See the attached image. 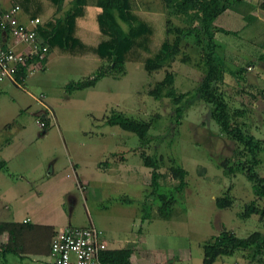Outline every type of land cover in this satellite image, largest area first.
<instances>
[{
  "label": "rangeland",
  "instance_id": "rangeland-1",
  "mask_svg": "<svg viewBox=\"0 0 264 264\" xmlns=\"http://www.w3.org/2000/svg\"><path fill=\"white\" fill-rule=\"evenodd\" d=\"M5 1L16 2L22 8L27 4L28 10H23L28 15L34 12L43 21L54 16L55 6L50 0ZM69 1H64L65 7L70 5ZM132 1L134 9L155 27L151 43L154 49L165 35L166 19L182 23L168 13L162 0ZM88 8L86 16L79 20L78 33L84 42L94 46L103 37L96 16L100 8L91 4ZM252 12H256L258 20L247 21L238 11L225 10L215 19V24L238 31L239 35L217 32L216 38L228 65L221 85L223 93L232 106L246 108L243 116L246 128L264 139V92L258 91L264 90V59L260 57L264 11L255 8ZM242 37L254 46L242 45ZM182 49L183 54L170 69L176 73L179 90H194L203 76L198 67L200 48L189 38L183 41ZM184 54L188 57L186 61L182 60ZM49 57L47 69L34 73L42 72L43 82L35 89L28 85L30 91L48 94L53 105L48 109L49 125L41 128L32 108L23 110L17 121L0 129V142L10 139L9 169L24 183L34 178L32 175L46 174L54 166L57 179L67 184L66 192L72 191L68 187L74 184L78 202H71L69 193L63 194L65 221L86 225L93 219L110 235L125 234L135 240L141 261L152 264H203V246L224 228L242 237L264 230L260 214L243 215L246 205L252 201L264 207V198L254 193L252 182L244 172L227 175L221 166L225 159L238 158L236 152L240 147L220 132L208 104L193 98L181 123H177L170 100L155 99L149 93L154 83L163 78L165 70L148 72L142 61L127 62L126 73L118 78L106 76L93 87L67 92L66 83L91 75L102 60L92 53L71 56L56 50ZM252 62L256 66L249 65ZM230 69L243 71L234 76ZM25 92L8 81H0V123L14 113L6 107L12 97L25 98L18 103H22L20 107H27L25 102L31 98ZM114 111L140 122H150L152 141L142 147L135 133L119 124H108V115ZM143 150L157 156L160 170L165 174L159 191L173 193L175 197L168 217L161 216L163 202L152 194L151 168L144 164ZM259 156L261 162L256 169L264 175V148ZM71 159L78 161L83 169L82 177L88 181L85 183L89 188L84 191L75 184ZM178 164L187 170L186 185L181 192L176 191L179 178L171 170ZM0 188L10 197L15 195L16 189L9 182L0 183ZM227 193L231 195L232 205L218 207L217 197ZM12 211L10 203L0 204V216L12 219ZM246 261L244 252L237 251L218 258L214 264H245Z\"/></svg>",
  "mask_w": 264,
  "mask_h": 264
},
{
  "label": "trees",
  "instance_id": "trees-1",
  "mask_svg": "<svg viewBox=\"0 0 264 264\" xmlns=\"http://www.w3.org/2000/svg\"><path fill=\"white\" fill-rule=\"evenodd\" d=\"M50 1L55 6L54 16L39 25V34L43 38V43L49 47V54L53 50L71 56H86L92 53L102 60L91 75L66 83L67 92L93 87L106 76L118 78L126 73L127 62L142 61L148 72L164 69L163 78L154 83L149 93L155 99L170 100L173 107L172 115L177 123H181L193 98L196 97L208 104L210 115L220 132L234 140L240 147L236 152L238 158H233L232 161L225 159L221 162L224 172L227 175H235L237 171L244 172L247 179L252 182L254 193L264 198V175L256 169L261 162L259 154L264 148V139L256 137L246 128L243 117L246 108L232 106L221 87L228 65L225 56L219 51L221 45L216 34L224 32L239 35V32L215 24V19L227 9L240 12L247 21L258 20L252 10L258 8L264 11V0H258L256 4L247 0H162L168 13L182 23L176 24L171 18L166 19L165 35L156 49L151 46L155 37V27L134 9L132 0H70L67 7L64 5L65 0ZM89 4L100 8L96 16L103 37L94 46L84 42L78 33L79 20L88 13ZM23 8L28 10V5ZM31 16L37 15L33 12ZM189 38L200 48L198 67L202 70L203 76L194 90L181 91L176 86V73L170 68L179 55L183 54L182 43ZM262 44L264 45V41ZM260 57L264 59V52ZM187 59V54H184L182 60ZM31 61L32 59L29 60ZM241 70L243 71V69L239 71ZM230 71L234 76H238V70ZM27 75L26 66H22L17 75L18 81L24 83ZM243 75L244 72H241V76ZM258 91L264 92L263 89ZM253 96L256 97L254 94ZM38 120H44L47 127L50 123L48 111L40 115ZM106 121L112 125L119 124L121 128L135 133L142 147L153 139L149 132L150 122H140L115 111L108 115ZM141 157L144 164L151 168L152 194L157 195L163 202L160 214L168 217L172 214L171 202L175 197L172 196L173 193L169 195L159 191L162 186L161 179L165 174L160 170L157 156L143 150ZM4 168H7V162L0 158V170ZM171 170L173 175L179 178L176 191L181 192L186 185L187 170L179 164L172 166ZM232 202L229 193L216 199V204L220 208L230 206ZM253 213L260 214L264 219V207H259L255 201L246 205L243 215L248 217ZM27 224L0 221V236L5 232L9 235L8 243L0 244V255L12 250L20 230ZM203 250V264H214L218 258L234 255L237 251L244 252L247 260L245 264H264V230H256L242 237L224 228L203 246ZM132 252V247L108 248L102 252L101 257L103 262L107 263L133 264Z\"/></svg>",
  "mask_w": 264,
  "mask_h": 264
},
{
  "label": "crops",
  "instance_id": "crops-1",
  "mask_svg": "<svg viewBox=\"0 0 264 264\" xmlns=\"http://www.w3.org/2000/svg\"><path fill=\"white\" fill-rule=\"evenodd\" d=\"M4 5L9 6L13 3L3 1ZM96 8V7H95ZM23 9V8H22ZM256 12H253V14ZM26 11H22L20 17L23 20H26L28 15ZM262 22V21H261ZM264 23V22H263ZM249 39L240 38V42L247 43L250 47L254 46L252 41ZM261 46V54L264 52V45ZM50 55V54H49ZM51 57L48 56L46 63L44 64L42 70H46L48 64L51 62ZM251 66H256L255 62L249 64ZM36 72V71H35ZM30 73L24 79V83L16 84L10 80L8 81L14 85L20 87L23 91H26L27 95L31 98L30 101H26V108L20 107L23 106L21 96L19 99L12 97V101L8 100L6 103L7 108L14 110V113L11 117H7L4 121L0 123V129L4 126L12 125L19 116L23 113V110L32 108V113L36 115L37 120L40 115L46 114L49 111V107L53 106L52 102L48 99V94L46 92H34L30 91L28 85L31 89H35L41 82H43L44 77L42 72L34 75ZM247 73V71H246ZM34 75V76H33ZM28 90V91H27ZM41 95H44V98H40ZM8 98L7 94L4 95ZM23 97V96H22ZM51 98V97H50ZM9 99V98H8ZM17 104V106H15ZM50 104V105H49ZM17 107V110L15 109ZM14 108V109H13ZM27 110V111H28ZM1 114V113H0ZM45 133V130L43 131ZM10 139H6L4 142H0V158L4 159L7 162V168L0 170V183L9 182V186L14 187L15 195L10 197L5 191L0 188V204L1 203H10L13 206L12 219L0 216V221H14L20 223H28L24 228L20 230L18 238L12 245V250H10L5 255L1 253L0 255V264H55L50 252H51V239L53 234L57 230L66 228L67 226H88L95 225L93 219H90L89 224L86 225H72L69 221H65V210H64V197L67 190V184L65 182H60L57 179L54 166L50 171L46 172L43 175H32L27 182H23L22 179H18L19 176H16V173L10 171V158L7 152L9 151ZM8 143V146H7ZM71 166L75 172V184L76 186L84 191L89 186L85 183L88 182L83 179V169L80 168L78 161L71 159ZM39 173L38 171L36 172ZM34 182V184H32ZM72 191H67L66 193L70 194V201L73 203L78 202V196L74 189V184H71V187H68ZM86 198H88L85 195ZM98 227V226H97ZM100 228V227H99ZM102 229V228H101ZM104 230V229H102ZM105 238L107 241L108 248H122V247H132L133 252L131 255V261L133 264H152L153 262L141 261L142 256L138 250H135V240L130 237L125 236V234H116L110 235L105 231ZM9 235L7 232L1 234L0 244L8 243ZM138 252V254H137ZM139 256V257H138Z\"/></svg>",
  "mask_w": 264,
  "mask_h": 264
},
{
  "label": "built area",
  "instance_id": "built-area-1",
  "mask_svg": "<svg viewBox=\"0 0 264 264\" xmlns=\"http://www.w3.org/2000/svg\"><path fill=\"white\" fill-rule=\"evenodd\" d=\"M22 11L18 3L6 6L0 1V81L20 84L17 75L22 66H26L28 74L33 73L43 68L49 56V47L39 34V25L44 21L39 16L23 20ZM38 123L45 128L44 120ZM106 249L101 228L93 224L69 225L54 233L50 255L55 264H114L103 262L101 255Z\"/></svg>",
  "mask_w": 264,
  "mask_h": 264
}]
</instances>
